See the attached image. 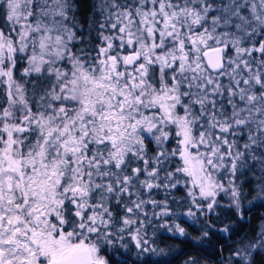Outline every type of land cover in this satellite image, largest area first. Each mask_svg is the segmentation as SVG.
<instances>
[{
  "label": "snow or ice",
  "instance_id": "obj_1",
  "mask_svg": "<svg viewBox=\"0 0 264 264\" xmlns=\"http://www.w3.org/2000/svg\"><path fill=\"white\" fill-rule=\"evenodd\" d=\"M257 212L264 0H0V264H264Z\"/></svg>",
  "mask_w": 264,
  "mask_h": 264
},
{
  "label": "trees",
  "instance_id": "obj_2",
  "mask_svg": "<svg viewBox=\"0 0 264 264\" xmlns=\"http://www.w3.org/2000/svg\"><path fill=\"white\" fill-rule=\"evenodd\" d=\"M256 215L259 216V215H262V214H261V212H257ZM169 243H171V242L169 241ZM176 264H180V262L177 261Z\"/></svg>",
  "mask_w": 264,
  "mask_h": 264
},
{
  "label": "water",
  "instance_id": "obj_3",
  "mask_svg": "<svg viewBox=\"0 0 264 264\" xmlns=\"http://www.w3.org/2000/svg\"><path fill=\"white\" fill-rule=\"evenodd\" d=\"M261 214H264V212H261Z\"/></svg>",
  "mask_w": 264,
  "mask_h": 264
}]
</instances>
